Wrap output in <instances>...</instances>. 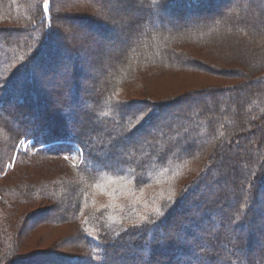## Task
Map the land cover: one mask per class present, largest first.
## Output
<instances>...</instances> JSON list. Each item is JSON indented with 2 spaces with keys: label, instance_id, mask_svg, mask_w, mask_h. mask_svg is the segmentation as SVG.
I'll use <instances>...</instances> for the list:
<instances>
[{
  "label": "trees",
  "instance_id": "obj_1",
  "mask_svg": "<svg viewBox=\"0 0 264 264\" xmlns=\"http://www.w3.org/2000/svg\"><path fill=\"white\" fill-rule=\"evenodd\" d=\"M57 1L45 8V0H0V174L13 162L0 180L15 169L27 178L53 160L68 168L0 187V264H264L256 236L264 231V0H237L184 27L156 13L179 21L198 5L229 1L126 0L135 17L124 21L135 36L92 79L56 24L78 3L113 17L104 13L110 0ZM77 17L101 42L116 36L89 15ZM219 61L239 69L220 72L237 81L230 88L163 102L120 95L137 77L206 73ZM42 63L70 68L51 88L70 83L68 90L40 97ZM255 70L263 76L253 78ZM21 140L32 154L16 149ZM36 203L51 207L12 221L18 205ZM26 220L32 229L72 226L71 244L85 258L17 251Z\"/></svg>",
  "mask_w": 264,
  "mask_h": 264
},
{
  "label": "rangeland",
  "instance_id": "obj_2",
  "mask_svg": "<svg viewBox=\"0 0 264 264\" xmlns=\"http://www.w3.org/2000/svg\"><path fill=\"white\" fill-rule=\"evenodd\" d=\"M64 0H58L57 2L63 3ZM228 4L221 5L216 13L212 14H206L202 15L197 18L196 15H191L189 17H180L179 21L178 19H170L166 16L162 15L160 10L156 14H159L161 18H166L168 21H171L174 27L181 25V26H190L195 22H198L200 20L204 19H210L218 14L222 13L224 8L230 4H233L237 0H228ZM258 1V0H257ZM109 3L111 4L110 11L106 10L104 13H111L113 17H117L119 19V22L113 20V17L111 18L109 15L105 16L103 15V11L97 12V10L92 9L89 4L86 3H78V6L73 8L74 10L69 13L68 11H62L59 13V17L61 18V22L58 21V24H56V28H58L62 32V38L68 42L69 45H71L72 50L75 51L77 54V62L79 64V67L82 68V73L85 78L92 79L94 77H98V74L100 70L105 71V65L106 64H112L113 63V56L116 54V51H120L123 49L122 47L127 45L128 42L132 41L134 38V33L136 30V26H128L126 21H124V17L130 14V16L135 17V14L133 15L131 13L130 7L131 5L126 0H119L118 3L115 4L114 0H110ZM255 3V2H254ZM264 7V4H261ZM224 6V7H223ZM119 7V8H115ZM129 12V13H128ZM89 15L93 21H96L98 23H101L102 25H106L107 27L111 28L112 30H115V37L108 36V39L100 41L99 36L94 32L93 27L90 25H81V20H77V16H85ZM88 17V16H87ZM138 17V15H136ZM82 18V17H80ZM79 19V18H78ZM155 21V20H154ZM167 22L166 20H164ZM119 24V25H118ZM156 22H153V26L156 27ZM89 27V29L87 28ZM92 29V30H91ZM108 35V34H107ZM106 35V36H107ZM133 36V37H132ZM235 42V39H233ZM237 41V40H236ZM100 42V43H99ZM237 44V42H235ZM111 44L114 45V48L111 47ZM52 61V60H51ZM50 61V62H51ZM68 61V60H67ZM106 61V62H105ZM49 63V65H51ZM98 62H100V66H98ZM221 61L218 62L215 66H210L209 71L206 73H199V72H189V71H182L176 73V75H165V73H162L163 75H160L159 78H157L156 74L152 78L153 80H140V77H137L135 80L137 85L132 88L130 85H125L121 89V97L124 99H142L143 96H150L152 97L151 100L157 101V102H163L166 100H172V98L176 97L177 95L184 94L189 91H202L208 88H230L234 84L237 83L235 79H224L220 72L223 71H236L239 70L237 68H233L231 66H224L221 65ZM48 64L42 63L39 67V74L44 77L42 79L43 83H39L37 87V91L40 95V97H43V91H48L50 95H60L61 92H65L68 90V86L70 83H68L66 86L64 85L62 87V91H59V88L57 89L58 92L55 90L53 93L51 88L54 89V86L56 84H60V77L63 75H68L70 72V68L65 65L58 69V66L56 65L52 68H47ZM41 68V69H40ZM41 70V72H40ZM260 73V71L255 70L252 74L253 78H260L263 76V74ZM51 76V80H47L48 77ZM156 76V77H155ZM54 85V86H53ZM60 92V93H59ZM147 98V97H146ZM212 101L205 100L204 106L210 107V104ZM15 104V103H14ZM212 105V104H211ZM13 103L10 106H7V109H13ZM55 107L59 108L58 105ZM176 108H173L170 110V112H166L162 114L161 118L167 117L168 114H171ZM160 118V119H161ZM15 123L12 122V125ZM16 149L18 151H29L30 154L33 153V150L30 148V142H25L24 140H21L18 144ZM12 163L7 164L5 167V170H11L12 169ZM66 171L68 173V168L63 165L61 161H50L44 164L43 168H38V164L33 167V169H29V172H27L28 177H22L21 171L19 169H15L14 172L8 174L6 177L0 180V187H11L13 185H17L19 181H28L32 180L33 182H37L41 179V176H44L42 178L44 179H54L59 175L60 171ZM4 171L2 174H0V177H3L5 174ZM225 198V197H224ZM263 202L261 203L262 208L264 207V197ZM260 205V206H261ZM23 205H18L15 208L16 213L14 214V218L12 221L21 220L24 221V218L26 219V216H29V214L39 211V210H48L51 205L48 203H42V204H31L29 207H22ZM214 217H217V214H214ZM21 221V222H22ZM29 220H26L28 222ZM261 221H264L263 218ZM30 221L25 225L24 229L20 231L17 234L16 240L18 242V246L16 248L17 251H27L30 249L33 250L34 248L37 250H46L47 253H55V254H61L63 258L65 259H79L82 260L85 257V253L83 254V251L81 250H75L72 246V239H73V227L69 225H64L62 227L52 228V227H42L41 229H32L30 228ZM34 227V225H33ZM244 235L245 232H244ZM258 239H260V244H258V248L261 251H264V231H262L260 234L256 235ZM16 246V245H15ZM205 249L209 251V248L205 246ZM15 250V252H16ZM255 252V251H254ZM200 258H198V261ZM49 264V263H47ZM52 264V263H50Z\"/></svg>",
  "mask_w": 264,
  "mask_h": 264
},
{
  "label": "bare ground",
  "instance_id": "obj_3",
  "mask_svg": "<svg viewBox=\"0 0 264 264\" xmlns=\"http://www.w3.org/2000/svg\"><path fill=\"white\" fill-rule=\"evenodd\" d=\"M221 4V3H219ZM217 4V5H209L207 8L205 6H196L195 7V10L191 12L192 15H196V16H200V15H203V14H212V13H215L218 8L220 7V5ZM153 116V115H152Z\"/></svg>",
  "mask_w": 264,
  "mask_h": 264
},
{
  "label": "snow or ice",
  "instance_id": "obj_4",
  "mask_svg": "<svg viewBox=\"0 0 264 264\" xmlns=\"http://www.w3.org/2000/svg\"><path fill=\"white\" fill-rule=\"evenodd\" d=\"M45 8H47V0H45Z\"/></svg>",
  "mask_w": 264,
  "mask_h": 264
}]
</instances>
